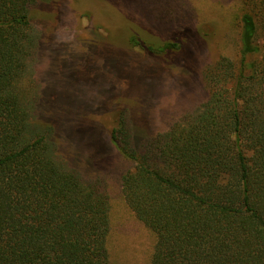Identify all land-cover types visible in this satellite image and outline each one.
Instances as JSON below:
<instances>
[{"label": "trees", "instance_id": "16d2710c", "mask_svg": "<svg viewBox=\"0 0 264 264\" xmlns=\"http://www.w3.org/2000/svg\"><path fill=\"white\" fill-rule=\"evenodd\" d=\"M257 1L260 20L251 12L241 19L242 58L207 70L209 99L199 110L139 138L121 110L110 133L134 163L122 190L155 234L150 264H264V0ZM53 2L0 0V264H111L107 183L61 156L56 126L38 119L25 84L40 41L33 14ZM186 35L149 49L182 50ZM132 42L139 46V37Z\"/></svg>", "mask_w": 264, "mask_h": 264}, {"label": "rangeland", "instance_id": "374dc122", "mask_svg": "<svg viewBox=\"0 0 264 264\" xmlns=\"http://www.w3.org/2000/svg\"><path fill=\"white\" fill-rule=\"evenodd\" d=\"M254 1L54 0L51 11L43 3L34 12L40 41L26 88L38 119L56 126L61 156L107 183L111 264H150L156 242L124 198L122 176L134 163L110 141L119 112L128 111L139 138L199 110L209 99L207 70L242 58V16L260 20ZM177 32L189 34L182 50L149 49Z\"/></svg>", "mask_w": 264, "mask_h": 264}]
</instances>
